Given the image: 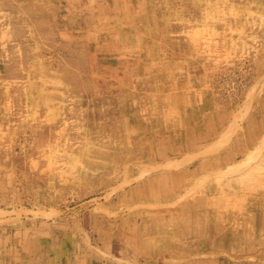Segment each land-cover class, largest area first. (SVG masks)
I'll return each instance as SVG.
<instances>
[{"label":"rangeland","instance_id":"obj_1","mask_svg":"<svg viewBox=\"0 0 264 264\" xmlns=\"http://www.w3.org/2000/svg\"><path fill=\"white\" fill-rule=\"evenodd\" d=\"M32 242L264 264V0H0V264Z\"/></svg>","mask_w":264,"mask_h":264},{"label":"crops","instance_id":"obj_2","mask_svg":"<svg viewBox=\"0 0 264 264\" xmlns=\"http://www.w3.org/2000/svg\"><path fill=\"white\" fill-rule=\"evenodd\" d=\"M31 244V243H30ZM36 247V246H35ZM33 246V242H32V245L29 246L30 250L28 251V253H26L24 256L28 257L29 261L26 262V264H89L88 262L85 263V261L83 262V260H77V261H72V260H68V258H65L61 255H58L59 258H54V260H49L46 261L44 260L43 262H39L38 260L36 259H30L31 258V252L35 251V252H40V253H43L44 252V245L42 246L41 244L37 245V247L35 248ZM28 254V256H27ZM62 257V258H61ZM22 264V263H20Z\"/></svg>","mask_w":264,"mask_h":264}]
</instances>
